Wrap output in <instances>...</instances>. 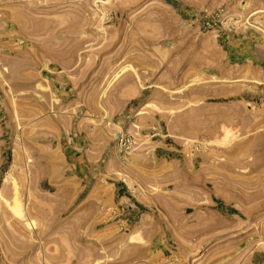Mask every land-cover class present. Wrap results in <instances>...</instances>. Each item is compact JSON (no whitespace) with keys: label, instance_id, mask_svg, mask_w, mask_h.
I'll return each mask as SVG.
<instances>
[{"label":"rangeland","instance_id":"374dc122","mask_svg":"<svg viewBox=\"0 0 264 264\" xmlns=\"http://www.w3.org/2000/svg\"><path fill=\"white\" fill-rule=\"evenodd\" d=\"M0 192V264H264V0H0Z\"/></svg>","mask_w":264,"mask_h":264},{"label":"bare ground","instance_id":"6f19581e","mask_svg":"<svg viewBox=\"0 0 264 264\" xmlns=\"http://www.w3.org/2000/svg\"><path fill=\"white\" fill-rule=\"evenodd\" d=\"M256 21V20H255ZM117 71V70H116ZM134 71V70H133ZM134 74V73H133ZM58 76V75H57ZM228 113H230V112H228ZM234 114V113H233ZM232 117V116H231ZM228 119V118H227ZM226 118H224L222 121H219V122H214V123H212L211 121V123L212 124H204V122H202V120H201V124L203 125V126H199V125H196V126H193L192 128H193V130H192V132H190L191 134L193 133V135L192 136H198V138H200V137H202L201 139H203V140H207V139H209L210 137H214L215 138V142H216V144H218L219 146H220V151L218 152L216 149V151L218 152L216 155H214L213 154V158H212V160L214 159V160H216V166H222L223 168H225V169H233L234 170V168H236V167H240V166H250V165H252V160L250 161V160H248L247 158L248 157H250L251 155H252V147H253V145H255V141H254V144H252V142H253V140H255V139H253V140H251L250 139V137H248V138H240L239 139V137H240V135L242 134V133H245L243 130L242 131H240V133H238V131L237 130H235V131H233V129H234V125L236 124L233 120L234 119H232L231 120V118H229L228 120H227ZM198 121V120H197ZM215 121V120H214ZM247 122V121H246ZM185 125H186V123H185ZM189 125H191V123L189 122L188 123V126ZM194 125V124H193ZM187 126V125H186ZM192 126V125H191ZM178 127H181V124H179L178 125ZM243 127V126H242ZM181 128H184L183 126L181 127ZM180 128V129H181ZM188 128V127H187ZM189 128H191V127H189ZM247 129H249V128H247ZM246 129V130H247ZM181 131H182V129H181ZM189 131L190 130H188V131H186V132H188V133H186L185 132V128H184V132L183 133H186V135L188 134L189 135ZM181 133V132H180ZM182 134V133H181ZM190 134V135H191ZM250 134V133H249ZM212 139V138H211ZM257 139V138H256ZM251 140V141H250ZM206 143V142H205ZM25 145V144H24ZM23 145V146H24ZM217 145V146H218ZM26 146V145H25ZM258 146V145H257ZM256 149V148H255ZM26 151V150H25ZM212 152V151H211ZM210 152V153H211ZM212 153H215V152H212ZM253 153H254V151H253ZM200 155V157H202L201 156V153H199ZM29 155V154H28ZM197 155V154H196ZM207 156V154H205V156L204 157H202L203 159V162H206V159H205V157ZM226 157V160H221L220 159V157ZM208 157H210V155L208 156ZM212 157V156H211ZM224 157V158H225ZM186 160H188V165L189 166H191V165H194L195 163H196V161H199L198 159H197V157L196 156H193V155H191V156H189L188 157V159H186ZM214 162V161H213ZM211 164V163H210ZM209 164V165H210ZM187 165V164H186ZM212 165V164H211ZM210 165V166H211ZM202 166V165H201ZM210 166H208L209 168H210ZM242 166V167H243ZM207 168V167H206ZM212 168H214L213 166H212ZM211 168V169H212ZM210 169V170H211ZM213 170V169H212ZM35 175V174H34ZM33 175V176H34ZM176 175V174H175ZM182 175V174H181ZM207 175V174H206ZM228 175V174H227ZM189 177V176H188ZM24 178H25V175H24ZM24 178H23V180H24ZM34 178H36V176L34 177ZM39 178V177H38ZM37 178V179H38ZM205 178V177H204ZM26 179V178H25ZM33 179V178H32ZM36 180V179H35ZM33 181V180H32ZM38 181V180H37ZM203 182V181H202ZM21 183H22V181H21ZM31 183V182H30ZM33 184H34V181L32 182ZM19 184V183H18ZM23 184H24V182H23ZM33 184H32V186H33ZM35 185V184H34ZM186 185V184H185ZM29 186H31V184H29ZM20 187V186H19ZM22 188V187H21ZM32 189H33V187H32ZM29 190V189H28ZM239 191H241L242 192V190H239ZM6 192V191H5ZM12 192H13V194H12ZM12 192H11V194H12V198L10 197L9 199L11 200V201H9V200H7V199H5V203H6V205L8 206V208H9V210H10V212H11V215H13V217L15 216V218H19L20 220L21 219H23V222H25V224L27 225V226H31V227H33V225H35V223H34V221L33 220H31V218H29V216L25 213V210H24V208H23V204H25V203H22V200H21V196H20V194H19V192H18V187H17V184L15 183V182H13V190H12ZM1 193V192H0ZM2 193H4V192H2ZM2 193H1V196H3L2 195ZM22 193V192H21ZM246 194V196H247V194H250V193H247V192H242V194ZM10 194V195H11ZM252 194V193H251ZM7 194H5V196H6ZM256 195V194H255ZM4 196V197H5ZM253 195H251V197H252ZM7 197V196H6ZM250 197V196H249ZM248 197V198H249ZM3 198V197H2ZM8 198V197H7ZM243 198H244V196H243ZM247 198V197H246ZM252 198H254V197H252ZM254 200V199H253ZM248 202V201H247ZM153 203V202H152ZM158 206V205H157ZM6 208V207H5ZM3 210V209H2ZM9 212V213H10ZM31 212V211H30ZM4 213V212H3ZM6 213H7V211H6ZM204 215V214H203ZM187 216V215H186ZM183 217V216H182ZM35 219V218H34ZM195 221H196V219H195ZM32 223H34L33 225H32ZM43 224V223H42ZM200 225V224H199ZM204 225H206V224H202V226H204ZM211 225V224H210ZM194 226H196V225H194ZM202 226H200V227H202ZM214 226V225H213ZM198 227V226H197ZM205 227V226H204ZM206 227H207V225H206ZM199 228V227H198ZM203 228V227H202ZM201 228V229H202ZM195 229H196V227H195ZM194 229V230H195ZM197 230V229H196ZM198 230H200V229H198ZM204 230V229H203ZM201 231V230H200ZM206 231V230H205ZM197 232V231H196ZM196 232H193V233H196ZM203 233V232H202ZM140 235V234H139ZM138 234H134V232H132V240H134V241H140V236H139ZM136 243V242H135ZM141 245V244H140Z\"/></svg>","mask_w":264,"mask_h":264}]
</instances>
